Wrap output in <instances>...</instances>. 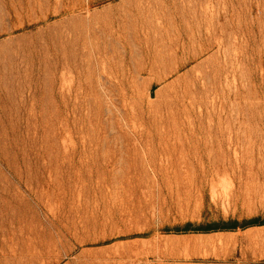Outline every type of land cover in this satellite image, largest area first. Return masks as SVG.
<instances>
[{
  "label": "rangeland",
  "instance_id": "rangeland-1",
  "mask_svg": "<svg viewBox=\"0 0 264 264\" xmlns=\"http://www.w3.org/2000/svg\"><path fill=\"white\" fill-rule=\"evenodd\" d=\"M254 219L264 0H0V264H247L174 230Z\"/></svg>",
  "mask_w": 264,
  "mask_h": 264
},
{
  "label": "trees",
  "instance_id": "trees-1",
  "mask_svg": "<svg viewBox=\"0 0 264 264\" xmlns=\"http://www.w3.org/2000/svg\"><path fill=\"white\" fill-rule=\"evenodd\" d=\"M262 225H264V220L261 221L259 219L246 221L243 224H240L238 221L219 222V223H212V224H206L200 226H194L193 224L189 223L186 226H184V228L182 229L177 228L176 230H174V232L176 234H189V233L210 234V233H218V232H234L237 231L238 229H247L250 227L262 226Z\"/></svg>",
  "mask_w": 264,
  "mask_h": 264
},
{
  "label": "crops",
  "instance_id": "crops-1",
  "mask_svg": "<svg viewBox=\"0 0 264 264\" xmlns=\"http://www.w3.org/2000/svg\"><path fill=\"white\" fill-rule=\"evenodd\" d=\"M239 230H243L244 233H246V232H258V231L262 232V231H264V225L250 227V228H247V229H239ZM234 232H237V231H234ZM220 233H222V232H220ZM257 245H259V244H257ZM257 260H259V263H258ZM262 260H264V252H261V251L258 250L256 252L255 256H254V261H252V263H247V264H264V263H260Z\"/></svg>",
  "mask_w": 264,
  "mask_h": 264
}]
</instances>
